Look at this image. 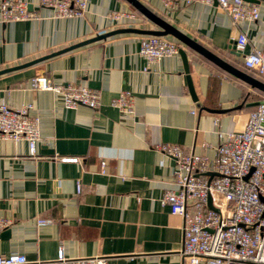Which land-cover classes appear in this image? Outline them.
<instances>
[{
    "label": "crops",
    "instance_id": "obj_1",
    "mask_svg": "<svg viewBox=\"0 0 264 264\" xmlns=\"http://www.w3.org/2000/svg\"><path fill=\"white\" fill-rule=\"evenodd\" d=\"M22 1L29 17L0 21V69L115 28L158 27L139 13L137 22L111 19L113 10L137 13L127 0H88L80 16H57L40 0ZM140 1L261 79L232 46L240 32L248 39L245 52L262 46L264 0H248L258 4L259 17L238 23L215 3L194 0L169 10L161 0ZM142 35L118 32L0 73V98L14 108L31 103L40 118L36 157L26 140L0 137V218L6 220L0 224V253L52 260L62 248L68 258L103 255L108 264H202L180 253L183 218L160 201L166 189L177 187L174 159L154 145L177 143L212 158L221 134L239 128L255 106L246 103L264 92L174 37L186 51L188 73L179 53L148 63L139 53ZM37 73L98 90L99 106L65 107L54 90L32 86ZM122 90L133 96L130 113L110 104ZM65 155L79 161L61 160ZM38 217L50 221L39 225Z\"/></svg>",
    "mask_w": 264,
    "mask_h": 264
},
{
    "label": "built area",
    "instance_id": "obj_2",
    "mask_svg": "<svg viewBox=\"0 0 264 264\" xmlns=\"http://www.w3.org/2000/svg\"><path fill=\"white\" fill-rule=\"evenodd\" d=\"M88 0H40L57 16H80ZM194 0H161L172 10L179 3ZM215 3L233 23L254 21L259 17V6L248 0H200ZM22 0H0V21L21 20L29 17ZM111 19L137 22L141 16L135 11L113 10ZM248 39L244 32L234 38V49L243 55L244 65L264 76V42L245 52ZM180 43L170 35L143 34L139 53L148 63L178 53ZM34 88L57 92L65 107L79 104L97 108L98 90L83 84L54 82L45 73L31 78ZM110 104L130 113L133 96L127 90L110 99ZM32 104L11 107L0 98V137L24 139L30 156H37L40 139V118L31 112ZM194 112V110H193ZM159 151L173 157L172 176L177 184L166 189L160 201L168 204L172 214L183 218V240L180 253L191 261L202 264H264V98L251 109L241 126L221 134L212 158L205 154L187 152L177 143L159 142ZM63 161H79L78 156H60ZM106 160H100L104 171ZM207 172H213L209 175ZM213 209L208 205V198ZM49 218L38 217L42 225ZM6 220L0 218V224ZM0 264H108L103 255L68 258L59 248L52 260L29 259L23 253H0Z\"/></svg>",
    "mask_w": 264,
    "mask_h": 264
},
{
    "label": "water",
    "instance_id": "obj_3",
    "mask_svg": "<svg viewBox=\"0 0 264 264\" xmlns=\"http://www.w3.org/2000/svg\"><path fill=\"white\" fill-rule=\"evenodd\" d=\"M129 3H131L135 9H137L141 14H143L146 18H148L149 20H151L152 22H154L158 27L157 28H139V27H132V26H127V27H119V28H115L112 30H108L106 32H102V33H98L95 36H92L90 38H86L84 40H81L79 42L73 43L67 47L61 48L59 50H55L53 52H50L48 54H45L43 56H40L38 58L20 63V64H16L13 66H9V67H5L0 69V73L11 70V69H15V68H19V67H23L32 63H35L39 60L45 59L47 57H50L52 55L58 54L60 52L78 47L80 45H84L86 43L95 41V40H99L102 38H105L109 35L118 33V32H137V33H143V34H158V35H171L172 37L176 38L177 40H179L183 45H187L190 48H192L193 50L197 51L198 53L202 54L203 56H205L206 58H208L209 60H211L212 62H214L215 64H217L219 67H221L223 70L235 75L236 77L244 80L245 82H247L248 84H250L252 87H256L258 89H260L261 91L264 92V81L262 79H259L253 75H251L250 73L232 65L231 63H229L228 61H226L225 59L221 58L220 56H218L217 54H215L214 52H212L211 50H209L207 47H205L204 45H202L201 43H199L198 41H196L195 39H193L192 37L188 36L187 34H185L184 32H182L181 30H179L178 28H176L175 26H173L171 23H169L167 20H165L164 18H162L161 16L157 15L156 13H154L153 11H151L145 4H143L140 0H127ZM232 48H234V45L232 46ZM237 53L240 54V52L236 51ZM178 53L181 56L182 59V63H183V68L185 70L186 73H188L189 71V62H188V58H187V54L186 51L184 49V47L181 45L178 49ZM188 85H189V89L191 91L192 97L193 99L196 101V105L200 106L201 102L197 101L194 90H193V86L191 84V81L188 80ZM261 102V99L258 100H254V101H250L247 102L246 105L248 106H253V105H257ZM216 111V110H215ZM217 111H221V110H217ZM209 175L214 174L213 172H207ZM208 205L213 208L216 209L212 204H211V199L210 197L208 198Z\"/></svg>",
    "mask_w": 264,
    "mask_h": 264
},
{
    "label": "trees",
    "instance_id": "obj_4",
    "mask_svg": "<svg viewBox=\"0 0 264 264\" xmlns=\"http://www.w3.org/2000/svg\"><path fill=\"white\" fill-rule=\"evenodd\" d=\"M136 11H137V13H139L140 15H142V16H144L143 14H141L137 9H135ZM247 68V67H246ZM247 69H249V68H247ZM253 73H255V74H259L258 72H256V71H252ZM261 77V79L262 80H264V76H262L261 74H259ZM260 91V93H263V91H261V90H259ZM264 94V93H263ZM255 107V106H254Z\"/></svg>",
    "mask_w": 264,
    "mask_h": 264
}]
</instances>
